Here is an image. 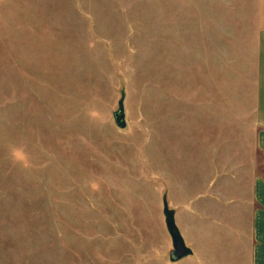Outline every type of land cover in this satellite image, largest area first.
<instances>
[{
    "label": "rangeland",
    "instance_id": "rangeland-1",
    "mask_svg": "<svg viewBox=\"0 0 264 264\" xmlns=\"http://www.w3.org/2000/svg\"><path fill=\"white\" fill-rule=\"evenodd\" d=\"M262 29L264 0H0V264H250Z\"/></svg>",
    "mask_w": 264,
    "mask_h": 264
},
{
    "label": "crops",
    "instance_id": "crops-1",
    "mask_svg": "<svg viewBox=\"0 0 264 264\" xmlns=\"http://www.w3.org/2000/svg\"><path fill=\"white\" fill-rule=\"evenodd\" d=\"M254 121L256 153L264 160V29L257 46ZM243 200L248 210L250 230V264H264V176L254 177L244 186Z\"/></svg>",
    "mask_w": 264,
    "mask_h": 264
},
{
    "label": "water",
    "instance_id": "water-1",
    "mask_svg": "<svg viewBox=\"0 0 264 264\" xmlns=\"http://www.w3.org/2000/svg\"><path fill=\"white\" fill-rule=\"evenodd\" d=\"M114 123L118 128H124L126 121L124 117L123 102L120 98L117 103V109L113 112ZM162 213L164 224L171 240V249L168 252V260L171 263L178 262L192 254L191 248L186 245L176 223L173 212L168 208L166 198L162 200Z\"/></svg>",
    "mask_w": 264,
    "mask_h": 264
}]
</instances>
